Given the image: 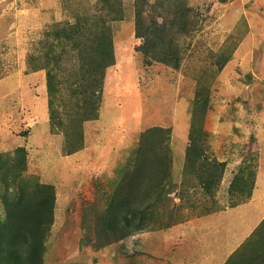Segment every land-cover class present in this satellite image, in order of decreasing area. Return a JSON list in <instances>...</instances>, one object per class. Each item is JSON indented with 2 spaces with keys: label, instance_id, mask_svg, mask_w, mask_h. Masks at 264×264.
Instances as JSON below:
<instances>
[{
  "label": "rangeland",
  "instance_id": "obj_1",
  "mask_svg": "<svg viewBox=\"0 0 264 264\" xmlns=\"http://www.w3.org/2000/svg\"><path fill=\"white\" fill-rule=\"evenodd\" d=\"M39 214L40 264H264V0H0V246Z\"/></svg>",
  "mask_w": 264,
  "mask_h": 264
},
{
  "label": "trees",
  "instance_id": "obj_2",
  "mask_svg": "<svg viewBox=\"0 0 264 264\" xmlns=\"http://www.w3.org/2000/svg\"><path fill=\"white\" fill-rule=\"evenodd\" d=\"M96 33L90 35L91 38L86 37L85 41H89V45L80 41L77 42L76 46H80V52L88 50L91 53L90 61H83L85 75L82 78L85 81V88L87 93L86 104L87 108L91 111L97 106L98 96L101 90L103 69L112 61L113 53L110 41L109 31H95ZM84 38V35H83ZM95 45V47H94ZM87 47V48H86ZM86 56V53H82V56ZM86 62V63H85ZM35 226H31L32 230L29 235L23 237V240L12 247L5 243L0 246V264H7L5 258H12L10 264H40V247H41V230L40 223L43 221L42 214H39ZM25 260V262H23Z\"/></svg>",
  "mask_w": 264,
  "mask_h": 264
}]
</instances>
